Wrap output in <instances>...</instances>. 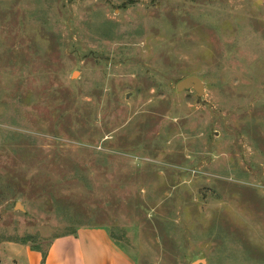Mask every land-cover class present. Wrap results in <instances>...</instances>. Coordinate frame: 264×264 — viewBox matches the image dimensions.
Here are the masks:
<instances>
[{"label":"rangeland","instance_id":"374dc122","mask_svg":"<svg viewBox=\"0 0 264 264\" xmlns=\"http://www.w3.org/2000/svg\"><path fill=\"white\" fill-rule=\"evenodd\" d=\"M85 227L264 264V0H0V264Z\"/></svg>","mask_w":264,"mask_h":264},{"label":"crops","instance_id":"0c3cea01","mask_svg":"<svg viewBox=\"0 0 264 264\" xmlns=\"http://www.w3.org/2000/svg\"><path fill=\"white\" fill-rule=\"evenodd\" d=\"M20 255L24 264H134L101 227L78 228L54 239L44 260L29 249L21 250Z\"/></svg>","mask_w":264,"mask_h":264},{"label":"water","instance_id":"95a60500","mask_svg":"<svg viewBox=\"0 0 264 264\" xmlns=\"http://www.w3.org/2000/svg\"><path fill=\"white\" fill-rule=\"evenodd\" d=\"M176 90L177 92L193 90L195 92L196 98H200L204 95L203 83L198 78L194 77L185 78L178 82L176 84ZM201 264H203V262H201Z\"/></svg>","mask_w":264,"mask_h":264},{"label":"trees","instance_id":"16d2710c","mask_svg":"<svg viewBox=\"0 0 264 264\" xmlns=\"http://www.w3.org/2000/svg\"><path fill=\"white\" fill-rule=\"evenodd\" d=\"M44 258H45V254H42V259L44 260Z\"/></svg>","mask_w":264,"mask_h":264}]
</instances>
